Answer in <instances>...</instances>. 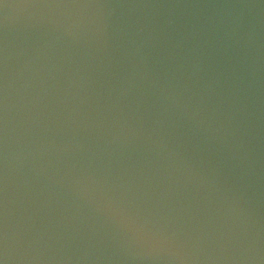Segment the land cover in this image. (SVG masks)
Masks as SVG:
<instances>
[{
    "label": "water",
    "instance_id": "1",
    "mask_svg": "<svg viewBox=\"0 0 264 264\" xmlns=\"http://www.w3.org/2000/svg\"><path fill=\"white\" fill-rule=\"evenodd\" d=\"M4 4L8 264H264V0Z\"/></svg>",
    "mask_w": 264,
    "mask_h": 264
},
{
    "label": "snow or ice",
    "instance_id": "2",
    "mask_svg": "<svg viewBox=\"0 0 264 264\" xmlns=\"http://www.w3.org/2000/svg\"><path fill=\"white\" fill-rule=\"evenodd\" d=\"M78 2V0H77ZM0 4H4V0H0ZM4 96H3V88H2V75H0V148L3 146V129H4V104H3ZM3 170L2 166H0V264H8V259L6 255V247H5V236H4V204H3ZM124 219L129 227L136 228L138 231H143L144 226L139 224L136 219L132 216L125 215Z\"/></svg>",
    "mask_w": 264,
    "mask_h": 264
}]
</instances>
